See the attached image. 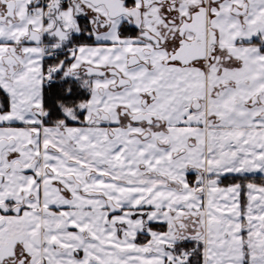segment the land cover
Listing matches in <instances>:
<instances>
[{"label": "snow or ice", "instance_id": "snow-or-ice-1", "mask_svg": "<svg viewBox=\"0 0 264 264\" xmlns=\"http://www.w3.org/2000/svg\"><path fill=\"white\" fill-rule=\"evenodd\" d=\"M264 0H0V264H264Z\"/></svg>", "mask_w": 264, "mask_h": 264}, {"label": "trees", "instance_id": "trees-1", "mask_svg": "<svg viewBox=\"0 0 264 264\" xmlns=\"http://www.w3.org/2000/svg\"><path fill=\"white\" fill-rule=\"evenodd\" d=\"M256 182H257V183H264V181H260V180H257Z\"/></svg>", "mask_w": 264, "mask_h": 264}]
</instances>
